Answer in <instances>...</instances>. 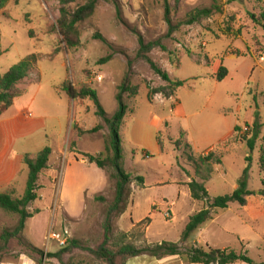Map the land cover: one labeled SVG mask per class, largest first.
Masks as SVG:
<instances>
[{"label": "rangeland", "instance_id": "rangeland-1", "mask_svg": "<svg viewBox=\"0 0 264 264\" xmlns=\"http://www.w3.org/2000/svg\"><path fill=\"white\" fill-rule=\"evenodd\" d=\"M86 1L78 0L72 7ZM58 8L59 0H9L0 9V75L31 54L38 57L29 77L17 84V90L23 94L9 110H30L34 117L40 111V116L47 118L46 129L40 132V137L45 135L44 143L54 152L50 161L55 163L40 174L39 198L27 208L30 213H39L28 219L24 230L1 251L0 264H59L50 256L63 248L49 239L51 232L65 230L69 240H77L92 249L103 241L102 224L113 201L115 181L110 177V168L101 170L87 161L82 164L85 159L81 154L104 153L108 130L79 134L75 128L86 131L102 123L94 115L93 103L89 100L71 103L55 90L63 81L77 89H95L102 108L111 116L117 109L115 95L128 61L132 64L130 82L137 86L138 92L137 97L125 95L124 101L130 112L135 109L137 116L128 114L120 127V139L122 167L131 175L132 183L127 209L112 219L113 242H119L121 234L137 223L126 233L125 243L143 247L164 241L180 242L186 217L198 212L202 204L190 199L187 187L178 188L175 182L161 186L155 183L167 178L186 184L188 178L195 179L183 155V152L187 155L192 152L185 148L184 136H175L177 122L172 101L161 103L159 97L150 94L151 89L163 87L165 83L146 61L136 58L138 39L145 44L159 42L162 48L153 49L147 56L172 80L187 82L177 90L184 110L191 113L217 106L230 110L239 107L241 120L249 110H260L264 123V29L250 17L251 14L264 17V0H99L94 14L78 26L80 45L73 50L60 44L56 30ZM200 9L212 12L196 23H184L190 13ZM95 34L102 36L106 43L94 39ZM107 56L111 60L100 64ZM230 56L262 58L259 64L254 63L249 78H244L241 74L251 61H228ZM220 65L231 70L235 75L232 80L218 87L204 84L211 80V75L217 74ZM192 83L199 86L197 92L191 91ZM69 113H72L71 121ZM155 118L160 119L157 129L160 154L152 153L149 146L155 147L151 125ZM136 126L137 137L133 134ZM263 147L264 131H261L253 152H244L237 145L225 162L215 168L211 180L205 184L210 199L231 195L237 189L247 166L244 155H248L251 158L247 180L250 194L245 198V207L232 203L228 209L217 210L215 219L201 227L204 230L201 234L199 230L194 232L187 246H225L237 253H246L253 260L263 259L264 247L255 234L264 223V177L259 166V150ZM188 170H191L190 177ZM136 176L144 178L145 189L132 191L137 186ZM27 178L26 169L17 182V197L24 194ZM172 202L175 218L167 222L163 215L165 203ZM154 204H160L159 208ZM145 219L149 220L139 224ZM17 221L18 216L0 210V236L4 230H13ZM241 237L249 239V243L239 241ZM197 240L201 244H193ZM63 261L101 264L80 250L64 255Z\"/></svg>", "mask_w": 264, "mask_h": 264}, {"label": "trees", "instance_id": "trees-1", "mask_svg": "<svg viewBox=\"0 0 264 264\" xmlns=\"http://www.w3.org/2000/svg\"><path fill=\"white\" fill-rule=\"evenodd\" d=\"M8 1L9 0H0V9H2ZM77 1L78 0H59V14L56 21V30L60 36V44H63L67 50H73L79 47L80 32L78 26L94 14L99 0H87L81 6L72 7ZM211 12L210 9L195 10L187 16V20L184 23L187 25L196 23L202 18L209 17ZM250 17L255 25L264 29L263 16L257 17L251 14ZM167 21L170 25V21L168 19ZM94 39L106 43V40L99 34H95ZM138 43L139 49L136 58L146 61L154 74L165 83L163 87L151 89L150 94H161L165 99L174 97L176 91L184 85V81L172 80L166 71L159 68L147 56L153 49L157 47L162 48L160 43L156 41L145 44L140 38L138 39ZM259 59H261V57ZM110 60L111 57L107 56L100 60V64L107 63ZM37 61V55L31 54L11 67L6 73L0 75V116L12 106L16 98L22 96L23 91H18L16 86L29 77ZM131 65V62L128 61L127 71L124 74L121 84L117 87L115 95L117 109L111 116L102 108L95 89L89 87L77 89L68 81H63L59 87L60 91L73 102L77 100H89L93 103L95 108L94 115L100 118L102 123L86 131L79 128H75V130H77L79 134H94L106 128L108 130L109 140L105 142L104 153H99L97 155L83 153L81 156H83L88 164H94L98 169L104 170L107 167L110 168L112 171L110 177L115 181V185L113 201L105 212L102 224L103 241L92 249L81 245L77 240L68 239L66 246L50 257H54L59 264H71L69 262H64L63 256L71 254L74 250H80L86 252L101 264H125L128 259L142 255L157 260L178 257L185 264H234L236 262L244 264H264V261L256 263L248 257L246 253H237L231 249H216L208 246L205 248L184 246V243L198 228L213 219V211L224 210L230 203L245 204V197L250 194L247 190L248 170L251 161L250 157L245 159L247 166L242 172L237 189L231 195L210 199L205 188V183L211 179L214 166L221 164V158L211 153L194 156L192 153L187 155L183 152L186 161L192 167L196 177L195 179H190V182L187 183L190 197L194 202L203 204V207L189 218L181 233L180 242L173 243L164 241L156 244H146L143 247H136L131 243L124 242V239L127 238L126 233L121 234L119 242H113L112 219L117 215L123 214L127 209L128 199L130 197V185L132 183L131 175L122 167V148L119 135L120 127L128 111L124 97L125 95L129 97L136 96L138 92L137 86H132L130 82ZM225 76L226 69L220 66L216 74V80L222 81ZM244 127L245 129L241 127H236L234 129V133L236 134L235 139L238 142L245 143L249 152H253L256 149V143L263 127L259 123V114L257 110L254 112V121L250 125L245 124ZM180 135L184 136V133L181 132ZM178 144L179 142L176 141V148H178ZM185 148L190 149L187 142ZM50 153V148L45 147L35 158L31 159L28 156L24 158V163L28 168V178L25 192L21 197L15 196V190L13 188H10L5 193H0V210L6 214L18 216L15 228L11 231L4 230L0 236V253L5 249L11 239L17 238L24 230L26 221L32 218L34 214L39 213L38 211L30 213L27 211V208L39 198L37 194V182L40 174L47 169ZM259 166L263 174L264 147L259 150ZM134 181H136L138 187L143 186V178L141 176H136ZM262 183L264 185V180ZM147 220L149 219H145L139 224Z\"/></svg>", "mask_w": 264, "mask_h": 264}, {"label": "crops", "instance_id": "crops-1", "mask_svg": "<svg viewBox=\"0 0 264 264\" xmlns=\"http://www.w3.org/2000/svg\"><path fill=\"white\" fill-rule=\"evenodd\" d=\"M239 59H249L251 61V63H249L248 67L246 68V70L241 74V76H243L244 78H247L248 76H250L254 63L259 64V62H260V59L254 57V56H247V57H237V56L231 57L230 56V58H228V61H237ZM224 63H225V61H224ZM223 65H220V66H223ZM224 68L226 69V76L224 77V79L222 81H218L221 83L216 82L217 84L216 83L214 84L213 81H216V79H215L216 74H215V75H211V78H210L211 80L207 81V83L204 82V84H211V85L217 86V85H223V84L227 83L229 80H232V78L235 75L232 74L231 70L227 66ZM182 81H184V80H182ZM209 82H211V83H209ZM186 83L187 82L184 81V85L182 87H184L186 85ZM59 87L56 88V90H55L57 92V94L59 96L67 97L63 92L60 91ZM198 87L199 86L195 83H192L190 86L192 92H197L199 90ZM136 97L134 98V100H136ZM146 97H148V96H147V93L145 92V98ZM155 97H157V98L159 97L160 98L159 100L161 103H163V101H166V100L172 101V103H173V117H174L175 121L177 122V132H176L175 136L178 137V135L181 132L184 133L185 141L189 145L190 150L194 156L207 155V154L211 153V154H215V155L219 156L221 158V163H224L225 158L228 157L229 155H231V153L233 151V147L240 145V147L243 149L244 152L248 151V148H247L245 143L238 142L235 139L236 134L234 133V129L236 127L243 128L242 127L243 124H249L250 125L252 123V120L254 117V112L256 110H249L246 113V117L243 120H241L240 115H241L242 111L239 109V107H236L234 110L233 109L230 110L225 106H217V107L212 108V110L211 109L210 110H195V111L190 113V112L184 110L181 103H179L177 91H176L174 97H171L169 99L162 98V96H160V95H156ZM155 97H154V99H155ZM14 101H13V103H14ZM69 101L72 103L71 99H69ZM13 105L14 104H12V106L9 109H11L13 107ZM9 109L6 110L0 116V193H5L10 188H13L14 190L17 188L18 179L21 178L25 174L26 169L28 170L27 166L24 163V158L26 156H28L31 159L35 158V156L42 149H44L45 147H48V146H46V144H47L46 141H45V143L43 141V137L45 135L43 134V137H40V132L45 130L46 126H47V118L43 115L40 116V114H41L40 111H36L37 114H39V115H37V117H34L30 113V110H9ZM257 111L259 114V123L263 126L262 131H264V123L262 122L260 110H257ZM128 114L135 116V117L137 116V114H135V109L132 110L131 112H130V110H128L125 117H124V120L126 119ZM71 117H72V113H69L70 121H71ZM124 120H123V123H124ZM159 123H160V119H156V118L151 122V125L154 128V142H155L154 146L155 147H153V144H150L149 146L152 149V153H154V154H160L162 152V151H160L161 145L157 141V134H158L157 129H158V127H160ZM243 129H245V128H243ZM138 133H139V130H138V127L136 126L133 129V134L135 137H137ZM119 135H120V131H119ZM44 138H46V137H44ZM142 143L144 146H147V142L142 141ZM50 150H51V153H50V156H51L54 152H53L52 148H50ZM58 154L60 156V153H58ZM50 156H49V161H48V166H47L48 169L51 168V164L52 165L55 164V163H51ZM146 157H148V154ZM244 157L247 158L249 156L245 154ZM56 161H57V159H55V162ZM81 162H82V164H86V160L85 161L82 160ZM220 165L214 166L213 174H214L215 168L219 167ZM190 171L191 170L187 171V173L189 174L188 177L191 176ZM213 174H212V176H213ZM262 175L264 177V173ZM212 176H211V178H212ZM170 182H172V183L175 182V184L177 185L178 188L183 189V188L187 187V183L190 182V179L188 178L187 183L185 184L184 181H179V180L170 181V179L165 178L164 180H160L157 183H155V185H157V186L167 185ZM146 186L147 185H146L145 180L143 178V186L142 187L136 186V188L132 187V191L137 190V189L143 190L146 188ZM260 192L261 191H259V193ZM15 196H16V191H15ZM179 196H180V193H178V197ZM189 197H190V192H189ZM245 198H247V196ZM190 199H191V197H190ZM173 204H174L173 202L168 204L171 206L172 213H173V209H172ZM230 204H232V203H230ZM229 205H228V207H229ZM245 205H246V200H245V204L243 206L245 207ZM202 207H203V204L201 206V209H202ZM228 207L226 209H228ZM194 213H196V212H194ZM194 213H192L191 215H188L186 217V220L184 223V228H185L189 218ZM216 214H217V211H213V219L211 221H213L215 219ZM211 221H209V222H211ZM137 224H132L131 229L128 230L126 233H129L132 229H134ZM201 227L197 229L200 231L199 232L200 234L204 231L203 229H201ZM255 234L258 235V241L260 243V246L262 245V248H263V246H264L263 245L264 223H262L261 226H258V231L256 230ZM243 238L244 237H241V239H239V241L242 240V243L244 241H247V243H249V239L244 240ZM145 239H146V237H145ZM187 241L184 243V246H187L186 245ZM146 242H147V240H146ZM201 242L202 241L197 240L193 244H201ZM192 246L193 245L187 246V247H192ZM196 247H198V246H196ZM211 248H213V247H211ZM215 248L230 249L229 247H225V246L215 247ZM262 255H263V259L260 258L258 261H256V260H254V261L256 263L263 262L264 261V251H263ZM237 263H240V262H236L234 264H237ZM125 264H185V263L178 257H170V258H163V259L157 260V259L151 258L149 256L142 255V256H138V257L128 259L125 262Z\"/></svg>", "mask_w": 264, "mask_h": 264}, {"label": "built area", "instance_id": "built-area-1", "mask_svg": "<svg viewBox=\"0 0 264 264\" xmlns=\"http://www.w3.org/2000/svg\"><path fill=\"white\" fill-rule=\"evenodd\" d=\"M100 79V78H99ZM166 205V211L163 213L164 215V218L167 222H171L173 221L174 219V216H173V213H172V210H171V206L168 205V203H165ZM160 204H154V207L156 208H159ZM49 239H53L55 240L59 246L61 248L65 247L66 244H67V240L69 239L68 238V233L67 231L63 230V233H50L49 234Z\"/></svg>", "mask_w": 264, "mask_h": 264}]
</instances>
